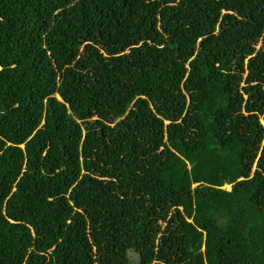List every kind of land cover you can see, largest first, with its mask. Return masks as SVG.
Listing matches in <instances>:
<instances>
[{
  "label": "trees",
  "instance_id": "obj_1",
  "mask_svg": "<svg viewBox=\"0 0 264 264\" xmlns=\"http://www.w3.org/2000/svg\"><path fill=\"white\" fill-rule=\"evenodd\" d=\"M0 264H264V0H0Z\"/></svg>",
  "mask_w": 264,
  "mask_h": 264
},
{
  "label": "rangeland",
  "instance_id": "obj_2",
  "mask_svg": "<svg viewBox=\"0 0 264 264\" xmlns=\"http://www.w3.org/2000/svg\"><path fill=\"white\" fill-rule=\"evenodd\" d=\"M226 190H229V186H224ZM133 259H135L134 255L131 256Z\"/></svg>",
  "mask_w": 264,
  "mask_h": 264
}]
</instances>
